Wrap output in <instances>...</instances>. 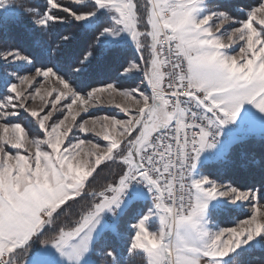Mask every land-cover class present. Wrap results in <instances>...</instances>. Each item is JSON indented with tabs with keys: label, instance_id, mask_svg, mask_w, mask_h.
<instances>
[{
	"label": "snow or ice",
	"instance_id": "1",
	"mask_svg": "<svg viewBox=\"0 0 264 264\" xmlns=\"http://www.w3.org/2000/svg\"><path fill=\"white\" fill-rule=\"evenodd\" d=\"M17 14L38 51L0 49V264H247L264 250V176L257 187L213 167L264 140V0H0V22ZM43 82L58 87L41 95ZM105 92L126 118L76 123ZM73 128L106 143L82 156ZM110 164L118 177L88 191ZM86 198L74 224L57 223ZM228 216L243 218L221 227ZM110 232L125 248L97 251Z\"/></svg>",
	"mask_w": 264,
	"mask_h": 264
},
{
	"label": "trees",
	"instance_id": "2",
	"mask_svg": "<svg viewBox=\"0 0 264 264\" xmlns=\"http://www.w3.org/2000/svg\"><path fill=\"white\" fill-rule=\"evenodd\" d=\"M15 3L19 4L21 0H14ZM33 3L43 5L44 0H32ZM235 4L247 3L248 0L240 3L241 0H231ZM67 31L75 32L81 39L84 40L83 33L75 28H67ZM37 33L34 32L32 25L28 21V17L25 15L17 14L12 16L5 22H0V49L3 48L5 42L10 46H19L25 49H31L38 51L33 47V41L37 37ZM121 55L126 58H132L136 55L133 46L125 47L121 51ZM107 78V77H102ZM141 80V74H137L127 78L124 81L125 87L133 86L134 81ZM104 167V166H103ZM214 169L219 175L223 177H231L237 180H247L249 183H256L259 187L258 181L264 176V140H261L258 136L249 140L247 143L242 145L234 146L231 157L221 163H215ZM100 171V170H99ZM98 171V172H99ZM120 169L116 164H110L108 168H104L100 172L99 176L96 177L95 181L90 183L88 191H100L109 182L115 180L119 175ZM92 201L88 198L80 201L79 204L74 205L66 215L61 216L58 224L71 226L77 221L83 211L88 208ZM237 216L225 217L222 221H218L221 227L235 226ZM51 235V234H50ZM107 243L98 245L97 251L102 247H117L124 249L127 244V233L117 234L110 232L106 237ZM93 260L97 261L98 264H104V257L100 255H93ZM247 264H264V250L256 249L252 251L246 258ZM129 264H147L146 256L130 257L128 258Z\"/></svg>",
	"mask_w": 264,
	"mask_h": 264
},
{
	"label": "rangeland",
	"instance_id": "3",
	"mask_svg": "<svg viewBox=\"0 0 264 264\" xmlns=\"http://www.w3.org/2000/svg\"><path fill=\"white\" fill-rule=\"evenodd\" d=\"M243 1H245V0H241L240 3L243 4ZM138 2L140 4H142L143 0H138ZM248 2H249V0H248ZM137 74H141V79H143V74L142 73H137ZM139 82L140 81L136 82V80H135L134 83H133V86L126 87V88L135 87V85L138 84ZM43 83H44V86L41 89V95H45L46 92H52L53 88L58 87V85H56L54 82H43ZM121 90H123V89H121ZM53 95H55L54 92H53ZM48 99H50V97L46 96V100L45 101H41L40 98L37 97L35 102L32 104V107L39 109L40 107H42L43 103H45ZM101 101L102 102H98L97 103L96 107L90 108L87 113L80 112V114L77 116L76 123H81L84 120H87L89 122L87 124V127L92 128V127L95 126L97 131H100L101 130V126H102V121H101L100 118H102L104 116H111V115L116 116V118H126L125 115L123 113H121L119 111V109H117L115 107V105L117 103L126 104V101H125L124 97H121V96L115 95V94L113 96H109V94L107 92H105V93H103L101 95ZM78 108H79V105H74L73 112L75 113L76 111H78ZM60 118L62 119L63 116H61ZM93 120L96 121L95 125L92 124ZM66 123H71V119H69V121H67ZM26 131H27V129H26ZM32 135H33L32 133H29V138H32ZM72 135H75L77 140L78 139H85L86 140L85 145L82 146V148H83L82 156H83L84 152H87V150L90 147V145L87 144V140H92L93 143H101L102 146H103L104 143H106V142L102 141V137H96L94 132H87V133L78 132L75 128H73V133L70 134L69 139L72 138ZM32 150L34 151V149H32ZM23 151L24 150L22 149L21 152L23 153ZM101 167H103V165ZM108 167H104V168H108ZM97 171H99V169ZM247 210H248V208H247V206H245L243 211H247ZM157 226H158V222H157L156 225H153L152 227L155 228Z\"/></svg>",
	"mask_w": 264,
	"mask_h": 264
}]
</instances>
